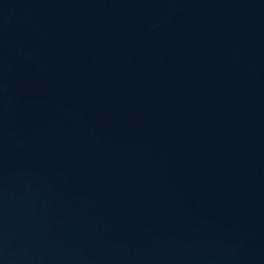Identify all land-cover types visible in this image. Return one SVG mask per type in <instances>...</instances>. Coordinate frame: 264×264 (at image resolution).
<instances>
[{"label": "water", "instance_id": "obj_1", "mask_svg": "<svg viewBox=\"0 0 264 264\" xmlns=\"http://www.w3.org/2000/svg\"><path fill=\"white\" fill-rule=\"evenodd\" d=\"M0 264H264V0H0Z\"/></svg>", "mask_w": 264, "mask_h": 264}]
</instances>
